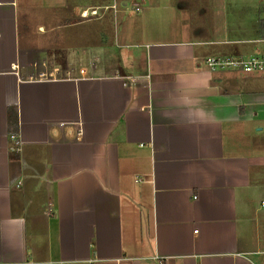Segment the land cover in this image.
Here are the masks:
<instances>
[{
	"label": "crops",
	"instance_id": "obj_1",
	"mask_svg": "<svg viewBox=\"0 0 264 264\" xmlns=\"http://www.w3.org/2000/svg\"><path fill=\"white\" fill-rule=\"evenodd\" d=\"M223 56H264V18L0 0V264H264V74Z\"/></svg>",
	"mask_w": 264,
	"mask_h": 264
},
{
	"label": "built area",
	"instance_id": "obj_2",
	"mask_svg": "<svg viewBox=\"0 0 264 264\" xmlns=\"http://www.w3.org/2000/svg\"><path fill=\"white\" fill-rule=\"evenodd\" d=\"M137 11V7L133 8ZM91 14H95L94 10L90 11ZM87 13L85 11L81 12V16L85 17ZM204 63L210 72L221 71L223 69H232L240 73L251 74V75H262L264 74V56L255 57L249 56L245 58H232L229 56L223 57H206ZM79 73H83L82 69H78ZM45 75L39 76L43 78ZM10 139L14 141L15 136L10 135ZM15 142V141H14ZM16 144V142H15ZM17 150V148H14ZM259 207L264 209V201H260Z\"/></svg>",
	"mask_w": 264,
	"mask_h": 264
},
{
	"label": "rangeland",
	"instance_id": "obj_3",
	"mask_svg": "<svg viewBox=\"0 0 264 264\" xmlns=\"http://www.w3.org/2000/svg\"><path fill=\"white\" fill-rule=\"evenodd\" d=\"M103 2L107 1L110 3V0H102ZM116 3V2H115ZM118 5V3H116ZM226 4L231 5L233 7L236 8H240V10H242L245 14L249 15V19H250V23H254L255 26L259 27L260 23H262V19L264 18V0H249V1H244V2H239V0H226ZM235 5H239V6H235ZM120 7H122L119 4ZM131 7L128 5L127 6V10L125 8H122L121 11H123V15L124 17H130V15H132V11L130 9ZM134 8V7H133ZM138 9V8H137ZM151 19L152 22L154 24V26L156 28H159L158 26V19H159V12H160V8H158V10H151ZM141 15L142 11L140 10V12H134L133 9V15L137 16V15ZM106 16L103 17V31L106 32L105 34H109L111 32L112 29V22L110 20V18H108V13L105 14ZM167 18L169 16H166ZM165 18V17H164Z\"/></svg>",
	"mask_w": 264,
	"mask_h": 264
},
{
	"label": "clouds",
	"instance_id": "obj_4",
	"mask_svg": "<svg viewBox=\"0 0 264 264\" xmlns=\"http://www.w3.org/2000/svg\"><path fill=\"white\" fill-rule=\"evenodd\" d=\"M183 102H184L186 105H187V104H191V103H192V101H191V100H189V99H187V98H185ZM197 115H200V114H199V113H197Z\"/></svg>",
	"mask_w": 264,
	"mask_h": 264
}]
</instances>
